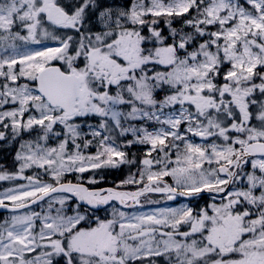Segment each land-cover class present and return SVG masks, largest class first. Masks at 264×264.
Wrapping results in <instances>:
<instances>
[{
	"label": "snow or ice",
	"instance_id": "6c2138e0",
	"mask_svg": "<svg viewBox=\"0 0 264 264\" xmlns=\"http://www.w3.org/2000/svg\"><path fill=\"white\" fill-rule=\"evenodd\" d=\"M0 129V264H264V0H0Z\"/></svg>",
	"mask_w": 264,
	"mask_h": 264
},
{
	"label": "rangeland",
	"instance_id": "374dc122",
	"mask_svg": "<svg viewBox=\"0 0 264 264\" xmlns=\"http://www.w3.org/2000/svg\"><path fill=\"white\" fill-rule=\"evenodd\" d=\"M117 3L118 4H123L122 0H120ZM161 27H164L163 22L161 24ZM53 43L54 42L48 41V40L42 41V45L51 46ZM42 45L31 44L30 47H37L38 48V47H41ZM134 123H136V122H134ZM137 126H140V125L137 123ZM0 130H2V129H0ZM32 135H35V134L33 133V134L30 135V134L25 132V133H22L15 140H13L11 138V136H9L7 141H0V159H3L6 156H12V162H13V165H14L13 169L7 168L6 171L15 172L18 169L19 165H18V163L15 160L16 152L18 150H20V144L21 143H23L25 141L32 140L34 138V137H32ZM125 139H132L131 134L127 135L126 138L122 137V138L118 139L117 140V144L122 146ZM195 139L197 140V142H200L198 138H195ZM146 148H147L146 145L136 144V145H133L131 148H123V147H121V150L126 151L128 153V159L129 160H133L134 159L136 161V163H133V165L134 164L138 165L139 161L144 156V152L146 151ZM95 150H96L95 146H93V147H90L89 149H87V152L88 153H94ZM125 164H130V163H125ZM35 171H36L35 169H29V170H26L24 174L25 175H33ZM91 174L92 173H86L85 176H88V175H91ZM67 178H70V180L71 179L75 180V176L74 175H69ZM42 179L49 180V177L44 176V177H42ZM20 183H26V181H24V180L0 181V191H2L5 188L12 187L15 184H20ZM117 183H115L114 186ZM213 196L214 195H209L207 197V200L202 202V203H200L197 198L194 199L193 202H190L189 200L179 199L177 197L174 200H167L165 197L157 196V197L152 198L151 200L160 201V203H158V204H145L144 208H142V209H139V208H137V209H133V208L132 209H125V208L117 206L115 203L114 204H115L116 208H118L120 210L127 211L129 213H132L133 211H151V210H154V209H157V208L180 207L181 205H186V206L192 207L194 209V211H198L199 209L205 208V207H207L209 204H211L213 202H217L218 203L219 200H220V196H215V199H213ZM196 201H198V202H196ZM195 202L198 203V205L193 207L192 204L195 203ZM43 207H46V204L43 205ZM30 210L40 211L41 210V206L36 205V206L32 207ZM110 211H111V208H109V212ZM10 215H12V213H8L4 217V219L9 217ZM98 215L104 216L105 213L101 212L100 214L98 213ZM4 219L2 218L0 221H3ZM37 223L39 224V222H37ZM181 230H185V229L182 228ZM156 264H163V260L161 258H158Z\"/></svg>",
	"mask_w": 264,
	"mask_h": 264
},
{
	"label": "trees",
	"instance_id": "16d2710c",
	"mask_svg": "<svg viewBox=\"0 0 264 264\" xmlns=\"http://www.w3.org/2000/svg\"><path fill=\"white\" fill-rule=\"evenodd\" d=\"M119 1L120 0H115L116 3ZM107 2L112 3V2H114V0H107ZM122 2L124 3L125 0H122ZM177 26H180L179 22H178ZM34 136L35 135H32V137H34ZM138 167H139V164L133 165V163H130V164H122L117 168H106L103 170H98L99 175L104 177L103 181L99 184V187L102 188V187L114 186L115 183L123 180L128 174L136 172ZM7 168H10V169L14 168V165L12 162V156H6L3 159H0V171H6ZM67 179H70V178H67ZM71 180H73V179H71ZM129 188H132V186H129ZM200 198L202 200H206L207 195L203 194L200 196ZM1 215L2 214H0V217H1Z\"/></svg>",
	"mask_w": 264,
	"mask_h": 264
},
{
	"label": "water",
	"instance_id": "95a60500",
	"mask_svg": "<svg viewBox=\"0 0 264 264\" xmlns=\"http://www.w3.org/2000/svg\"><path fill=\"white\" fill-rule=\"evenodd\" d=\"M102 188H107V187H102ZM202 193H205V192H202ZM201 194V193H200ZM199 195V194H198ZM194 197V196H192ZM192 197H186V198H192ZM7 211H10L8 209H3V208H0V212H7Z\"/></svg>",
	"mask_w": 264,
	"mask_h": 264
},
{
	"label": "flooded vegetation",
	"instance_id": "af4514ba",
	"mask_svg": "<svg viewBox=\"0 0 264 264\" xmlns=\"http://www.w3.org/2000/svg\"><path fill=\"white\" fill-rule=\"evenodd\" d=\"M168 180L170 181V179L168 178ZM171 182V181H170Z\"/></svg>",
	"mask_w": 264,
	"mask_h": 264
}]
</instances>
